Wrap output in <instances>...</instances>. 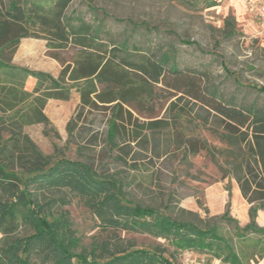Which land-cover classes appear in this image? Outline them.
Here are the masks:
<instances>
[{
	"label": "trees",
	"instance_id": "16d2710c",
	"mask_svg": "<svg viewBox=\"0 0 264 264\" xmlns=\"http://www.w3.org/2000/svg\"><path fill=\"white\" fill-rule=\"evenodd\" d=\"M74 1L0 0V264H175L162 247L119 248L112 253L103 245L78 251L80 239L68 213H57L56 208L65 203L59 193L78 196L106 227L149 234L179 251L209 254L225 264L262 263L264 227L258 225L257 216L264 210V87L241 86L236 79L237 86L229 91L207 71L186 73L179 68L173 45L142 53L136 46L131 48L129 37L108 29L105 18L95 24L69 15ZM169 1L189 8L200 1L207 8L218 5L213 0ZM231 18L224 30L228 36L234 35ZM113 21L137 27L132 21ZM26 38L47 42L50 56L63 66L58 78L13 64ZM70 51L73 55L64 58ZM29 77L36 81L31 91L26 89ZM163 87L172 93L166 100L186 94L201 104L206 114L201 119L216 118L222 128L227 170L251 205V221L245 227L229 210L206 218L181 210L180 216L173 217L134 202L129 182L119 172L100 175L89 163L66 159L53 163L25 133L28 126L50 124L45 113L49 100L69 101L75 88L82 113L86 108H110L107 140L111 149L126 151L131 142H137L143 149L152 144L156 152L160 134L171 125L154 120V108L149 122L135 124L128 141L123 137L127 139L126 123H132L133 111L142 114L147 103L161 96ZM144 129L152 136L143 134ZM121 140L128 144L122 146ZM169 141L165 139L164 155L171 154ZM201 148L211 152L205 139ZM115 160L125 161L121 154Z\"/></svg>",
	"mask_w": 264,
	"mask_h": 264
},
{
	"label": "rangeland",
	"instance_id": "374dc122",
	"mask_svg": "<svg viewBox=\"0 0 264 264\" xmlns=\"http://www.w3.org/2000/svg\"><path fill=\"white\" fill-rule=\"evenodd\" d=\"M213 1L218 5L207 8L200 1L189 8L169 0H75L68 14L95 24L105 18L108 29L123 38L129 37L131 48L136 46L142 53H147L148 49L153 52L168 50L173 45L181 70L186 73L207 71L215 83L229 91L237 86L236 79L241 86L264 87V35L256 15L249 10V3L246 0ZM113 18L132 21L137 27L115 23ZM229 18L234 24L232 36L224 32ZM184 40L190 45H183ZM50 53L45 40L26 38L14 55L13 64L56 79L63 66ZM72 55L73 51H70L64 58L69 59ZM163 89L160 97L145 105L147 109L142 114L133 111L132 123H126L127 139L123 137L128 141L135 124L149 122L154 108L157 116L154 120L169 121L171 125L160 134L162 140L156 152L152 144L143 149L137 142H131L126 151L111 149L107 140L112 115L110 108H86L82 113L79 108L81 96L75 88L71 89L69 101L49 100L45 113L50 124L28 126L25 133L42 153L51 156L53 163L66 159L89 163L100 175L119 172L128 180V192L134 202L157 207L173 217L180 216L181 210L192 211L201 218L221 216L227 210L231 215L232 198L239 186L227 170L222 155L227 149L220 138L222 128L216 118L209 117L208 122L201 119L206 114L201 112V104L190 96L178 93L166 100L171 92ZM143 134L152 136L145 129ZM166 138L170 139V155L163 153ZM203 139L207 141L210 153L201 148ZM121 142L122 146L128 144ZM193 150L199 151L193 154ZM119 154L125 160L123 163L115 160ZM58 195L65 203H60L57 213H68L72 228L80 239L78 251L95 250L103 245L112 253L119 248L156 250L162 247L165 256L175 264H186L185 256L190 253L195 264L202 260L215 264L209 254L179 251L165 239L106 227L78 196Z\"/></svg>",
	"mask_w": 264,
	"mask_h": 264
},
{
	"label": "crops",
	"instance_id": "0c3cea01",
	"mask_svg": "<svg viewBox=\"0 0 264 264\" xmlns=\"http://www.w3.org/2000/svg\"><path fill=\"white\" fill-rule=\"evenodd\" d=\"M246 1L247 3L248 1H252V2H259L261 4H264L262 0H246ZM246 8L248 9V6H246ZM257 20H258L259 27L261 29V24H260L258 17H257ZM27 81H28L27 86L30 85L31 89L27 86H26V89H28L29 91L33 90L34 86L36 85L35 79H33V77H29ZM211 198H212V195H210V199ZM231 204H232L231 216L236 218L240 222V225L242 227H245L251 221V218L249 217V210H250L251 205L243 198L241 190L239 188L236 189V191H234V197L232 198ZM263 214H264V211L260 210L258 213V221H257L258 225L260 223L261 225H264ZM216 261H219V260L214 259L215 264H216ZM260 264H264V261H262V263Z\"/></svg>",
	"mask_w": 264,
	"mask_h": 264
},
{
	"label": "built area",
	"instance_id": "2783aa9c",
	"mask_svg": "<svg viewBox=\"0 0 264 264\" xmlns=\"http://www.w3.org/2000/svg\"><path fill=\"white\" fill-rule=\"evenodd\" d=\"M249 3V10L251 13H253V15L255 14L256 17L259 18L260 24H261V31L262 34L264 35V4H261L259 2H252V1H248ZM186 264H195L193 261L194 259L192 258V254H186ZM219 261L221 262V264H225L224 262H222L220 259ZM200 264H208L207 262H205V260L200 261Z\"/></svg>",
	"mask_w": 264,
	"mask_h": 264
},
{
	"label": "clouds",
	"instance_id": "9594fccd",
	"mask_svg": "<svg viewBox=\"0 0 264 264\" xmlns=\"http://www.w3.org/2000/svg\"><path fill=\"white\" fill-rule=\"evenodd\" d=\"M216 264H221V262L220 261H216Z\"/></svg>",
	"mask_w": 264,
	"mask_h": 264
}]
</instances>
